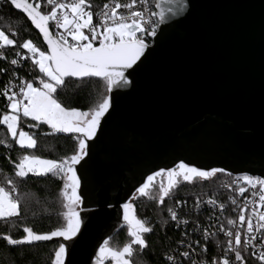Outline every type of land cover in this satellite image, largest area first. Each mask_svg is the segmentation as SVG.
<instances>
[{"label":"water","instance_id":"1","mask_svg":"<svg viewBox=\"0 0 264 264\" xmlns=\"http://www.w3.org/2000/svg\"><path fill=\"white\" fill-rule=\"evenodd\" d=\"M169 6L176 14L165 13L125 70L129 82L108 92L111 107L75 166L81 228L70 241L51 239L66 245L65 264H94L100 244L125 225L122 205L161 168L184 162L264 177V0Z\"/></svg>","mask_w":264,"mask_h":264},{"label":"snow or ice","instance_id":"2","mask_svg":"<svg viewBox=\"0 0 264 264\" xmlns=\"http://www.w3.org/2000/svg\"><path fill=\"white\" fill-rule=\"evenodd\" d=\"M174 2L175 0H156L155 6L158 11L150 12L146 6L143 11H133L136 0L123 4L114 0L112 5L107 3L103 5L104 12L100 14V22L93 24V13L89 10L90 5L87 0H67V2L47 0V5L51 6L48 12L41 11L39 0L31 3L29 0H10L11 5L22 10L32 25L39 30L48 50L47 52L41 51L31 40H24L19 45L31 54L32 63L39 68L42 76L36 77L35 80H21L19 93L5 87L3 95L8 101V111L0 116V124L7 127L9 135L21 148H34L36 140L19 127L22 114L23 117H30L31 120L36 121L37 124L48 125L54 132L76 134V149L72 155L59 160L41 159L38 156L27 154L19 158V162L15 164V174L18 177H25L29 173L37 176L52 174L64 180L61 195L66 211L62 213L64 223L51 232L37 233L30 227H24L25 235L20 239L4 235L3 239L9 245L49 241L54 237H62L64 241H70L80 231L81 217L77 207L81 203V195L78 191L81 182L75 166L87 154V141L92 140L96 135L102 118L111 107V100L108 95H105L88 110L82 111L76 107H64L54 94L59 87L64 85L66 77L77 79L99 77L104 80L109 92L114 85H126L129 81L125 70L132 68L144 55L148 48L145 36L155 37L157 35V27L166 18L165 13L176 14V9L173 7H165ZM140 3L145 5L146 0H140ZM179 7L183 9L184 4L181 3ZM122 8L129 10L127 15L118 12V9ZM50 21L55 23L57 29H63V32L58 33L56 37L49 31ZM85 30L90 35L86 34ZM68 37H71V42ZM94 42H98V46ZM15 43L16 41L10 39L4 31H0V48L12 46ZM17 56H20L19 52ZM24 58L20 57V59ZM11 63L15 65L18 60L13 59ZM37 82L38 86H34ZM37 124L29 125V127H36ZM0 143L4 142L0 141ZM222 171L224 170L217 168L202 170L180 162L173 168H161L148 175L144 182L136 188L134 196L138 194L149 197L151 190L156 186V178L160 177L159 199L163 202L164 197L181 180L192 182L194 178L207 179ZM238 179L251 189H258V192H253V195H259L260 206L264 207V177L243 174ZM233 183L237 184L238 181L234 180ZM11 191L15 192L16 189L13 187ZM236 191L245 193L246 189L238 186ZM209 202L215 203L214 201ZM177 203L179 204V201ZM122 208L124 210L123 219L127 224L128 236L131 239L120 248L111 247L109 240H104L96 252L94 264H105L106 260H111L112 264H132L133 246H138L140 249L147 247L143 234L150 232L151 228L146 226V221L137 218L131 202L124 203ZM169 214L172 220L177 219V214L172 209H169ZM17 215H19L18 201L4 187H0V218ZM256 216L258 222L254 226L252 214L246 216L244 209H240L238 219L241 224L247 223V233H253L254 227L257 230L264 229V211H257ZM227 223L232 225L234 221L229 219ZM225 235L231 237L233 233L226 232ZM232 243L230 240V249H232ZM234 243L237 249L232 250L235 251L236 260L242 264L241 253L238 250V246L242 243L240 231L235 232ZM249 243V237L245 234L243 236L245 249ZM65 253L66 245L60 243L54 251L51 264H65ZM183 255L187 256L188 253L185 252ZM172 259L173 257H168V260ZM258 259L261 264H264V252ZM213 264H230V261L228 259L214 260Z\"/></svg>","mask_w":264,"mask_h":264},{"label":"trees","instance_id":"3","mask_svg":"<svg viewBox=\"0 0 264 264\" xmlns=\"http://www.w3.org/2000/svg\"><path fill=\"white\" fill-rule=\"evenodd\" d=\"M103 1L87 0L89 10L98 11ZM41 11L46 12L43 6ZM0 31H4L10 39L16 41L14 45L4 47V53L0 56L2 69L0 116H2L8 111V101L3 95L5 87H9L15 81L19 88L21 80H35L36 77L42 76L39 68L32 63V59L28 55H22V52L27 53V50L20 48L19 45L24 40H31L41 51L47 52V49L26 17L15 11L6 0L4 3L0 1ZM94 43L98 46V42ZM17 52L20 56H17ZM21 56L25 58L20 59ZM13 59H17L18 63L13 65L11 63ZM34 86H38V82ZM108 92L102 79L68 78L54 95L64 107H76L86 111L103 96L108 95ZM32 124L37 122L21 115L20 128L36 140V146L31 149L21 148L16 144L7 127L0 124V141L4 142L0 143V187H4L18 201L19 209L17 216L0 218V264H51L54 251L60 244L59 240L54 239L32 244L9 245L3 239L4 235H9L13 239L22 238L25 235L24 227H30L37 233H47L63 224L60 199L63 180L52 174L37 176L29 173L25 177H18L15 174V164L26 154L52 160L70 156L76 149V136L71 133L54 132L46 124L29 127ZM225 175L223 172H217L209 181L182 183L164 197L161 203L154 200V197L158 196V185L154 187L155 190L151 191L149 197H136L132 201L135 215L138 219L146 221V226L151 228V231L143 234L146 248L134 246L132 264H168L166 256L174 251L175 244L180 238V230L175 229L170 222L169 209L176 208L178 201H191L190 199L196 196L209 193ZM13 187L16 189L15 192L11 191ZM108 240L112 246L122 247L130 240L126 226L118 229ZM105 264L111 263L106 261Z\"/></svg>","mask_w":264,"mask_h":264},{"label":"built area","instance_id":"4","mask_svg":"<svg viewBox=\"0 0 264 264\" xmlns=\"http://www.w3.org/2000/svg\"><path fill=\"white\" fill-rule=\"evenodd\" d=\"M0 1L4 3L5 0ZM29 2H34V0H29ZM63 2H67V0H63ZM113 2L114 0H104L98 11H91L93 13V24L100 22V14L104 12L103 5L106 3L112 5ZM118 2L122 4L130 3L131 0H118ZM39 3L46 12L51 10V6L47 5V0H39ZM155 5L156 3L153 0H146L145 5H141L140 0H136V5L132 10L143 11L146 6L150 12H155ZM128 11V9H118V12L124 15H127ZM145 18H148L147 14ZM49 24V29L54 37L58 33L63 32V29L56 28L54 22L50 21ZM85 32L89 34L87 30ZM68 40L71 42V37H68ZM152 40L153 37L145 36L147 44H151ZM3 53V48H0V54ZM22 55H28L32 59L29 53L22 52ZM8 88L19 93V88L15 81ZM223 173L226 175L219 181L215 189L205 195L196 196L190 199L191 201H179L176 208L172 209L176 212L177 219L175 221L172 220L170 214L169 219L173 227L180 230V238L175 244L174 251L166 256L168 264H213L214 260L220 261L222 259H228L230 264H241L240 261L236 260L235 251L232 250L237 249L234 243L236 231H240L242 236V243L238 246L242 264H261L258 257L264 252V229L257 230L254 227L253 233H247V223L241 224L238 219L240 209L243 208L246 216L252 214V223L254 226L257 225L256 212L264 211V207L260 206L259 195H253V192H258V189H251L243 181H239L238 178L243 174ZM212 177L214 175L207 179L201 178L198 181H209ZM234 180L238 181V183L234 184ZM238 186L245 187L246 192L238 193L236 191ZM209 201H214L215 203H210ZM229 219H232L234 224L229 225L227 223ZM226 232H232L233 236L225 235ZM245 234L248 235L250 240L246 249L243 245V236ZM230 240L233 242L232 249L229 248ZM185 252L188 253L187 256L183 255ZM169 256L173 257L171 261L168 260Z\"/></svg>","mask_w":264,"mask_h":264},{"label":"rangeland","instance_id":"5","mask_svg":"<svg viewBox=\"0 0 264 264\" xmlns=\"http://www.w3.org/2000/svg\"><path fill=\"white\" fill-rule=\"evenodd\" d=\"M86 33V32H85ZM22 115V114H21ZM20 127V126H19ZM23 130V129H22ZM24 131V130H23ZM26 132V131H25ZM75 136H76V134H75ZM32 174V173H31ZM201 178H194L193 179V181L192 182H186V181H183V180H181L180 181V183L179 184H177V186L175 187V188H177L180 184H182V182H185V183H193V182H196V181H198V180H200ZM63 180V179H62ZM160 180H161V178L160 177H157L156 178V185H159V183H160ZM63 185H64V180H63ZM175 188H173L172 190H174ZM171 190V191H172ZM70 191V190H69ZM170 191V192H171ZM169 192V193H170ZM138 196H140V195H138V194H136L135 196H134V194H133V196L130 198V200L128 201V202H131L132 203V201L136 198V197H138ZM60 199H61V206H62V213L64 212V211H66V209L64 208V199H63V197H62V195H60ZM79 208H80V204L78 205V207H77V211H79ZM62 218H63V216H62ZM125 222V221H124ZM63 223H64V218H63ZM125 226H126V228H127V224H126V222H125ZM127 232H128V228H127ZM130 239H131V237H130ZM109 246H111V247H114V246H112L111 245V243H109ZM134 247V246H133ZM114 248H117V247H114ZM106 261H108V262H110L111 264H112V262H111V260H106ZM105 261V262H106Z\"/></svg>","mask_w":264,"mask_h":264},{"label":"flooded vegetation","instance_id":"6","mask_svg":"<svg viewBox=\"0 0 264 264\" xmlns=\"http://www.w3.org/2000/svg\"><path fill=\"white\" fill-rule=\"evenodd\" d=\"M182 183H185V182H182ZM152 190H155V189L153 188ZM157 195H158L157 197H154V200H157L159 203H161V201L159 199V188H158V194Z\"/></svg>","mask_w":264,"mask_h":264}]
</instances>
